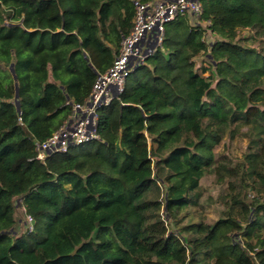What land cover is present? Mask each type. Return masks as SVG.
<instances>
[{"label": "trees", "instance_id": "obj_1", "mask_svg": "<svg viewBox=\"0 0 264 264\" xmlns=\"http://www.w3.org/2000/svg\"><path fill=\"white\" fill-rule=\"evenodd\" d=\"M134 1L153 0H0V264H264V0H199L99 112V140L36 160L113 65ZM242 128L244 159L217 165ZM207 175L231 202L213 223L195 214Z\"/></svg>", "mask_w": 264, "mask_h": 264}, {"label": "built area", "instance_id": "obj_2", "mask_svg": "<svg viewBox=\"0 0 264 264\" xmlns=\"http://www.w3.org/2000/svg\"><path fill=\"white\" fill-rule=\"evenodd\" d=\"M134 6L133 28L123 39L113 65L98 75L84 103L67 102L72 112L65 123L47 140L35 143L37 161L45 163L50 156L99 140V112L120 97L127 79L161 48L166 26L187 15L200 21L203 14L199 0L134 1Z\"/></svg>", "mask_w": 264, "mask_h": 264}, {"label": "rangeland", "instance_id": "obj_3", "mask_svg": "<svg viewBox=\"0 0 264 264\" xmlns=\"http://www.w3.org/2000/svg\"><path fill=\"white\" fill-rule=\"evenodd\" d=\"M253 35L254 33L249 29H241L240 31V37L243 38L251 37ZM217 39L219 38L210 33L205 34V40L209 43H212ZM244 43L246 45L250 44V42ZM200 61H202V58L198 59V65H200ZM245 132H247L246 128L239 129L234 138H231L230 135L226 133L221 144L215 149L217 165L235 166L244 159L248 145V139L244 136ZM76 152L77 149L71 151L70 154ZM226 187V184L218 185L214 175H207L201 180L199 206L195 209V214L198 218H201L207 223H213L218 220L222 213L230 211L231 202L226 197ZM253 196L254 193L250 192L248 199L253 198ZM18 203L20 204V201H18ZM18 220L19 226L17 232L24 233L31 228V220L29 217H25L22 208L19 209Z\"/></svg>", "mask_w": 264, "mask_h": 264}, {"label": "water", "instance_id": "obj_4", "mask_svg": "<svg viewBox=\"0 0 264 264\" xmlns=\"http://www.w3.org/2000/svg\"><path fill=\"white\" fill-rule=\"evenodd\" d=\"M16 99H18V94H17V96H16ZM17 108H18V110H19V103H18V101H17Z\"/></svg>", "mask_w": 264, "mask_h": 264}]
</instances>
